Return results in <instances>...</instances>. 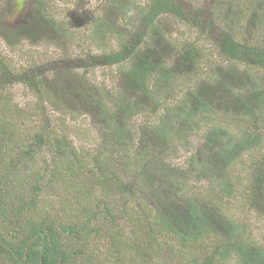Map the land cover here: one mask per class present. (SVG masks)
<instances>
[{"label": "trees", "instance_id": "trees-1", "mask_svg": "<svg viewBox=\"0 0 264 264\" xmlns=\"http://www.w3.org/2000/svg\"><path fill=\"white\" fill-rule=\"evenodd\" d=\"M32 1L36 6L33 29H40L39 25H43L50 31L56 30L62 33L58 30L61 24L57 22L56 17L48 15L44 1ZM240 2L241 0H230L228 4L236 9ZM248 2L253 10H246V14L253 27L260 31L258 37L233 38V33L231 36L223 34L218 50L227 60L232 61L233 65L240 63L241 60L249 61V56L255 66H264V0H248ZM138 10L145 27L152 32H157V23H154V20L160 14L169 13L180 18L183 14V9L174 0H151ZM237 12L235 11L234 14L233 10L232 22L243 18ZM201 15L200 9H196L191 20V24L198 25L200 29L202 22L197 21V18ZM105 26L109 31H113L109 25ZM115 32L122 38L117 50L106 55L105 60L108 64L125 61L126 55L132 52L126 44H123L122 32L118 30ZM18 38L4 37L14 44L19 43L20 38ZM178 53L182 62L193 68H200L198 61L201 53L195 41L189 40L182 44ZM0 60V78H2L0 79V256L8 260V264H87L98 256L90 245L95 240L103 241L104 238H110V242L106 246L104 256L97 264L114 263V260L118 263L121 259L127 258L124 254L127 252L130 255L135 254L136 259L139 260L137 264H158L165 253L163 243L168 232L173 234L172 238L176 240L177 245L193 255L190 264H226L233 258L238 264H264V245L257 243L250 236L251 232L248 231L246 222L239 223L235 218L230 217L226 212L230 208L228 204L225 207L220 204L223 194L231 195L232 189L238 185L236 177L233 181L230 172L236 170L238 162H246L250 171L254 170L252 180L247 186V201L251 207L255 198L258 212L264 215V156L258 155L263 147L261 136L254 138L250 133L233 140L231 135L234 134L231 133L230 126L210 129L206 134L207 149L210 150V146L216 144L220 145L209 152L204 149L205 152L200 153L199 157H193L192 165L195 169L190 172L180 171V175L190 176L193 172L198 178L205 176L213 181L212 178L220 173L219 183L214 186L223 184L227 186L226 190L210 198L213 205H209L202 196L199 198L204 200L203 205L200 204L199 198H190L188 203L184 202V206L187 205V213L182 218L169 207L170 202L176 203L181 186L171 179L170 171L163 173L164 183L160 185L153 181L151 185V191H155L156 197L154 199L156 209L152 220L159 224V228L153 223V227H150L148 223L139 219L138 225L132 229V238L126 240L125 234L122 236L120 229L115 228L116 218L105 198L106 196L110 198L116 188L122 190L120 184L122 179H117V173L113 167H110V162L115 158L112 155L116 145L121 147L124 142L126 143L125 115H128L126 117L128 118L138 110L133 111L134 107L128 105L121 96H117L116 101L107 105L104 103L105 95H101L102 92L99 96H92L80 85L75 84L65 90H59V93L70 94L73 99L82 98L81 103L95 107L97 113L93 115V125L101 128L103 130L101 137H106V140L113 144L108 145L107 153L99 150L87 154L90 156L91 165L88 166L84 159L86 157L79 148L76 149L67 136H62L60 142L56 140L59 134L54 122L51 125L47 124L43 116H36V112L29 107L14 103L13 96L6 88L9 82L13 83V76L10 77L11 81L5 78L10 62ZM139 61L142 62L143 68L136 69L134 73L137 74L138 84L142 89L145 84L143 80L150 77L156 66H154L155 61L148 56L139 57ZM164 68H168L170 73L162 71L164 80L160 79L161 85L165 86L163 82L173 85L177 80L175 71L178 70L168 65ZM227 69V72L223 70L206 72L207 79L211 80L214 76L213 82L205 83L202 90L197 92L193 88L194 92L185 91L180 99L173 100L172 104H166L165 110L158 115L157 121L151 127L158 141L172 140L173 131L179 128L180 122H183V125L189 122L196 123L199 115L210 112L211 115L215 114L219 117L220 111L223 110L233 118L240 116L246 126L251 128L250 131H259L262 134L261 132L264 131L261 130V123L264 122L263 83L251 76L245 82L244 92L240 94L232 92L230 89L233 86L228 81L232 78L237 80L238 72L233 66H228ZM18 73L19 80L27 84L31 90L38 92L41 97L49 96L50 87L43 77L29 75L26 70ZM17 78L16 75L15 79ZM174 101L179 103L175 104ZM189 102H193V105L192 109L188 110ZM181 109L185 111L181 113ZM118 116L120 121L117 119ZM244 133L245 131L242 132ZM78 135L79 133H76L72 136ZM224 138L228 140H223ZM118 150L117 148L115 152ZM226 165L228 168L225 167ZM90 175L95 178L94 183L98 185L102 194L97 198L94 197L95 201H92L94 196L92 191L83 187L86 181L82 178H89ZM62 178L67 181L70 188L72 187L75 195L72 199L62 201L58 215H52L48 213V209H45L52 201L49 196L42 198L40 189L50 190L55 186L53 184H58ZM79 178L81 182L77 181ZM44 181L46 182L43 183ZM133 210L139 214L134 207ZM161 216L169 220L167 224L158 221ZM105 218L109 220L110 225L103 228L102 220ZM7 227L10 228V232L1 231ZM198 246L205 251L204 255L195 251ZM174 256L181 264L180 257L184 255Z\"/></svg>", "mask_w": 264, "mask_h": 264}, {"label": "rangeland", "instance_id": "rangeland-1", "mask_svg": "<svg viewBox=\"0 0 264 264\" xmlns=\"http://www.w3.org/2000/svg\"><path fill=\"white\" fill-rule=\"evenodd\" d=\"M42 1L48 8V15L56 17L57 22L61 24L58 30L62 33L56 30L50 31L43 25H39L40 29H33L36 6L32 4L34 3L32 0H0V59H4L6 63L10 62L7 75L4 74L5 78L10 80L13 76V83L9 82L6 88L13 96L14 103L29 107L37 113H35L36 116H43L47 124L51 125L54 122L59 134L56 140L60 142L62 136H67L76 149L79 148L83 156L87 158L84 159L88 166L91 165L90 156L87 154L96 153L99 150L107 153L108 145L113 144H110L106 137H101L103 132L101 128L93 125L92 120L93 115L97 113L96 108L81 103L82 98L73 99L70 94L59 93V90H65L75 84L80 85L92 96H99L102 92L101 95H105L104 103L107 105H111L117 100V96H121L128 105L134 107L133 111L138 110L128 118H126L128 115H125L126 143L124 142L121 147L119 145L113 147L112 157L117 160L114 158L110 162V167H113L117 173V179H122L120 181L122 190L115 187L116 189L111 193L112 196L105 198L115 215V228L120 229L122 236L125 234L124 239L132 238V229L138 225L139 219L148 223L150 227H153V223L156 228H159V224L154 219L152 220L156 209L154 202L156 197L155 191H151V185L153 181L160 185L164 183L163 173L170 171L171 179L181 186L178 193L180 196H177L176 203L170 202L169 207L182 218L187 213V205L185 207L184 202L188 203L190 198L197 197L198 199L202 196L209 205H213L210 198L226 190V185L214 186L219 183L220 173L212 178L213 181L205 176L198 178L193 172L190 176L180 175V171H193L195 168L192 165V158H197L200 153L208 150L206 134L210 129L230 126L231 133L234 134H230L233 140L250 135V133L254 138L261 136L263 147L258 155L264 156V131L261 132L262 134L259 131H250L251 128L246 126L240 116L233 118L224 110L220 111L219 117L215 114L211 115L212 112H210V114L199 115L196 123L189 122L183 125V122H180L179 128L173 131L172 140L167 142L158 141L154 136V129H151L158 115L165 110L166 104H172L173 100L180 99L185 91L194 92L193 88L197 92L202 90L205 83L213 82L214 76L209 80L205 75L206 72L226 71L228 66L236 68L237 80L232 78L228 82L233 86L230 90L238 94L244 92L245 82L251 76L256 81L260 80V83L264 85V66H255L249 56V61L241 60L240 63L233 65V62L227 60L218 50L220 40L227 34L231 36L233 33V38L258 37L260 31L253 27V23L246 14V10H253L248 0H241L236 9L228 4L230 0H174L183 9L181 18L169 13L160 14L154 20V23H157V32L146 28L138 14V9H142L151 0ZM196 9H200L202 14L197 18V21L202 22L201 29L198 25L191 24L192 15ZM233 10L234 14L238 11L237 13L243 18L232 22ZM105 25H109L113 31H109ZM116 30L122 32L123 44H126L132 52L126 55L125 61L108 64L105 60L106 55L117 50L120 38H122L120 35L117 36ZM4 37H10V39L19 37V43L8 42ZM189 40L196 42L201 53L198 69L182 62L178 55L182 44ZM145 56L155 61L154 66L156 67L150 73V77L143 80L145 84L141 89L134 71L143 68L139 57ZM165 65L178 70L175 71L177 80L173 85L167 82H163L165 86L161 85L160 79L164 80L162 71L170 73L168 68H164ZM21 70H26L29 75L43 77L47 81V86L50 87L49 96L41 97L38 92L31 90L27 84L20 81L18 72ZM16 75L17 79H15ZM114 97L115 100H113ZM174 103H179V101H174ZM188 104L190 106L187 107L188 110L192 109L193 102ZM127 109L129 110L128 107ZM184 111L180 110L181 113ZM117 119L120 121V116ZM261 130H264V122L261 123ZM243 131H245L244 134H242ZM76 133H79L77 137L72 136ZM219 145L210 146V150L218 148ZM117 148L119 150L115 152ZM236 165V170L233 169L230 173L233 181L236 177L238 185L232 189L231 195L223 194L220 204L223 207L228 204L230 208L226 212L230 217L235 218L239 223L246 222L248 231L251 232L250 236L257 243L264 245V215L258 212L255 198L251 207L247 201V186L252 180L254 170L251 172L246 162H238ZM225 167L228 168V165ZM82 179L86 181L83 187L91 190L94 195L92 201H95L94 197L102 195L92 175ZM77 181L81 182V178ZM53 185L55 186L50 190L40 189L41 197L49 196L52 201L45 208L52 215L60 212L62 201L72 199L75 195L72 187L70 188L63 178L58 184ZM249 192L248 187V194ZM199 202L201 205L205 203L200 198ZM133 207L139 214L133 210ZM102 221L103 228L110 225L107 218ZM158 221L165 225L169 220L161 216ZM9 229L7 227L1 231L10 232ZM172 236L171 232L166 234L163 243L165 253L158 264H179L175 259V254L184 255L180 257L181 264H190L193 255L177 245ZM109 242L110 238H104L103 241L95 240L90 246L94 248L93 252L98 256L87 264L99 263ZM209 245L210 243L207 246ZM195 251L198 254L204 255L205 253L201 246H198ZM124 254L127 258L121 259L118 263L114 260V263L109 264L138 263L139 260L136 259L134 253ZM0 262L8 264V260H4L1 256ZM226 264H238V262L233 258Z\"/></svg>", "mask_w": 264, "mask_h": 264}, {"label": "clouds", "instance_id": "clouds-1", "mask_svg": "<svg viewBox=\"0 0 264 264\" xmlns=\"http://www.w3.org/2000/svg\"><path fill=\"white\" fill-rule=\"evenodd\" d=\"M33 4V3H32ZM35 5V4H34Z\"/></svg>", "mask_w": 264, "mask_h": 264}]
</instances>
